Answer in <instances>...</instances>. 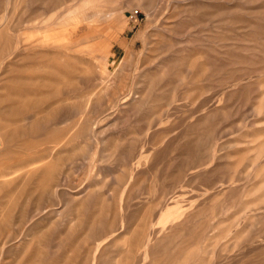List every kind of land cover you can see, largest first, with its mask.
Returning a JSON list of instances; mask_svg holds the SVG:
<instances>
[{
	"label": "rangeland",
	"instance_id": "374dc122",
	"mask_svg": "<svg viewBox=\"0 0 264 264\" xmlns=\"http://www.w3.org/2000/svg\"><path fill=\"white\" fill-rule=\"evenodd\" d=\"M129 1L0 0V94L68 117L0 133L62 160L1 201L0 264H264V0Z\"/></svg>",
	"mask_w": 264,
	"mask_h": 264
},
{
	"label": "bare ground",
	"instance_id": "6f19581e",
	"mask_svg": "<svg viewBox=\"0 0 264 264\" xmlns=\"http://www.w3.org/2000/svg\"><path fill=\"white\" fill-rule=\"evenodd\" d=\"M131 4H132V0L123 4L122 8L118 9V12L123 10V8L124 9L129 8ZM32 13L33 11H29V13L27 14L28 16H30ZM90 15L91 14H89V16ZM111 15H112L111 13H104L99 10H96L94 13H92L93 18L102 17V18L107 19V18H110ZM86 16L87 15H84V17ZM87 18H91V17H87ZM93 18H91V20H94ZM36 30H37V27H36ZM44 38H49V37L45 36ZM23 39H24V43L22 44V48L24 52L32 51V50L35 51V50L40 49L41 47L45 48V47H48V45H50V44L44 43L46 40L43 42V39L40 40V42H38L39 41L38 39L37 41L38 43L36 42L35 44L33 42H30L29 38L24 37ZM33 40L35 42V39ZM56 43L58 44L59 41ZM34 57H37V56H34ZM9 82L14 83V84H22L23 86L21 87L23 88L19 90H14V91L11 88H4L2 93L0 94V133L3 131H6L8 129V125H10L12 121L14 122L16 120H21V119L24 121L31 120L30 123H31L32 130L36 128L40 129L41 123L52 127V126L64 124L68 121V117L65 114H63L60 110H56V108H52V103L48 107H45L43 110L42 109L41 111L39 110L40 112H38L39 113L38 117L37 116L31 117L27 114H24V112L27 111L28 108H32L34 110L36 109L37 107L36 101L31 97L33 96L35 97L36 94L39 93V89L41 88L36 86L35 84L34 85L30 84L34 82L32 79L31 81H29V83H27V79L21 80V79H14V78L10 79ZM20 132L25 133V130L21 128H15L14 131L11 132V136H15ZM2 139L3 137H1L0 135V148H1L0 153L2 154L1 157L3 161L2 165L8 168H16L17 166H24V167H31V168L27 172H25L23 176L19 174L15 175L16 174L15 171H12L8 175L0 172V207H7V206H2L1 204V201L4 200L5 198H8L9 199L8 204H11L12 192L14 190H19V187H13V186H30L31 184L32 186H40L39 189H41L42 192L47 191L50 188V186H52V184L54 183L55 176L58 174V170L62 164V160L60 161L57 154L50 156L47 162H44L46 154L41 153L39 156L33 157L32 159L25 161L22 164H19L14 158L7 157V155L11 154V146L9 144L12 142V139L11 138H9L8 140H2ZM15 183H17V185H14Z\"/></svg>",
	"mask_w": 264,
	"mask_h": 264
}]
</instances>
